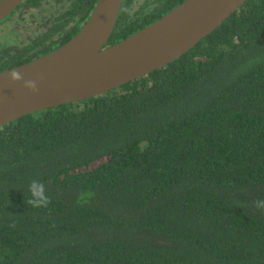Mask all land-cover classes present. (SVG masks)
Here are the masks:
<instances>
[{
  "label": "trees",
  "instance_id": "1",
  "mask_svg": "<svg viewBox=\"0 0 264 264\" xmlns=\"http://www.w3.org/2000/svg\"><path fill=\"white\" fill-rule=\"evenodd\" d=\"M96 1L72 0L57 41L9 48L0 70L68 41ZM182 1L123 0L107 45ZM33 179L46 208L24 202ZM258 199L264 0L146 76L0 127V264H264Z\"/></svg>",
  "mask_w": 264,
  "mask_h": 264
},
{
  "label": "water",
  "instance_id": "2",
  "mask_svg": "<svg viewBox=\"0 0 264 264\" xmlns=\"http://www.w3.org/2000/svg\"><path fill=\"white\" fill-rule=\"evenodd\" d=\"M22 1L0 0V20ZM246 1L184 0L154 22L107 45L123 0H97L68 41L0 71V127L30 113L104 94L166 66Z\"/></svg>",
  "mask_w": 264,
  "mask_h": 264
},
{
  "label": "flooded vegetation",
  "instance_id": "3",
  "mask_svg": "<svg viewBox=\"0 0 264 264\" xmlns=\"http://www.w3.org/2000/svg\"><path fill=\"white\" fill-rule=\"evenodd\" d=\"M71 2L72 0H40L36 5H32L28 4L26 0H23L12 13L0 20L1 37H5L4 41H0V47H2L0 48V58L4 57L7 51H10L9 48H12L16 53L25 50L31 51L36 47H27L39 44L40 41H43V45L45 42H49L51 46L52 41L58 40V33L54 29L62 23L61 16L64 15V12ZM36 49H40V47ZM46 53L35 55L32 59Z\"/></svg>",
  "mask_w": 264,
  "mask_h": 264
},
{
  "label": "clouds",
  "instance_id": "4",
  "mask_svg": "<svg viewBox=\"0 0 264 264\" xmlns=\"http://www.w3.org/2000/svg\"><path fill=\"white\" fill-rule=\"evenodd\" d=\"M15 75V74H14ZM29 198L24 201L33 208H46L51 203V198L46 194L45 184L39 180L33 179L28 185ZM253 205L264 210V200H255Z\"/></svg>",
  "mask_w": 264,
  "mask_h": 264
},
{
  "label": "rangeland",
  "instance_id": "5",
  "mask_svg": "<svg viewBox=\"0 0 264 264\" xmlns=\"http://www.w3.org/2000/svg\"><path fill=\"white\" fill-rule=\"evenodd\" d=\"M143 0H135V4H134V7H137ZM2 35V32L0 33V37ZM5 40V37H1L0 38V41H4Z\"/></svg>",
  "mask_w": 264,
  "mask_h": 264
}]
</instances>
